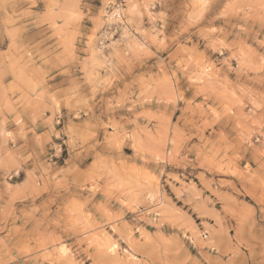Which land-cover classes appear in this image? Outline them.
Masks as SVG:
<instances>
[{"label": "rangeland", "instance_id": "rangeland-1", "mask_svg": "<svg viewBox=\"0 0 264 264\" xmlns=\"http://www.w3.org/2000/svg\"><path fill=\"white\" fill-rule=\"evenodd\" d=\"M0 264H264V0H0Z\"/></svg>", "mask_w": 264, "mask_h": 264}]
</instances>
